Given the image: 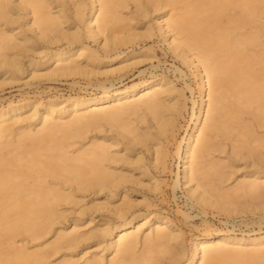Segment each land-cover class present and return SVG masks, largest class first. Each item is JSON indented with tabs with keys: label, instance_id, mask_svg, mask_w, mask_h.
I'll return each instance as SVG.
<instances>
[{
	"label": "bare ground",
	"instance_id": "obj_1",
	"mask_svg": "<svg viewBox=\"0 0 264 264\" xmlns=\"http://www.w3.org/2000/svg\"><path fill=\"white\" fill-rule=\"evenodd\" d=\"M129 1L0 0L1 73L14 79L22 71L19 57L24 44L31 41L28 31L51 43L66 40L68 45L48 51L43 59H29L32 77L42 76L38 71L41 67L48 69L43 74L46 76L83 73L81 60L101 62L97 52L87 45H75L81 42L84 32L95 40L105 35L103 47L117 52L127 37L136 38L135 33L127 37L116 35L121 31L118 28L126 27L123 22L133 17H125L122 12ZM146 2L154 5V21L164 42L193 65L200 79V104L194 114V126L175 151L182 162V177L189 185L188 195L225 209H229L233 199L242 197L248 202L258 199V206L264 202V168L254 169L225 190L228 165L224 159L208 155L214 146L222 145L223 137H231L234 128L240 131L238 140L245 142L250 137L258 142L256 147H248L249 155L254 157L259 147L264 148L261 136H255L251 123L243 117L245 113L252 114L260 127L264 126V23L257 21L261 26L248 28L264 13V0L183 1L187 9L182 6L184 12L179 14L163 8L181 0ZM147 3H138L144 16L149 14ZM146 27L148 36L155 34L154 26ZM31 44L38 49L35 41ZM257 46L263 49L258 51ZM133 54L134 50L127 56ZM129 64L104 72H120ZM98 86L102 89L99 95L73 97L58 109H53L57 100H48L44 110L31 117L23 116L28 102H9L0 108V245L16 242L20 235L32 240L50 233L55 236L54 241L36 250L20 246L7 253L1 251L0 264H50L52 253L78 246L92 237L98 242L111 238L103 249L112 254L109 258L105 254L88 257L87 252L75 257L73 249H69L55 264H165L159 254L169 252H173L169 264H264V233L244 236L221 230L196 236L188 253L181 229L170 218L145 215L143 222L139 215L129 218L126 214L133 204L128 199L124 201L126 206L116 208L123 218L116 226L105 223L97 232L86 234L80 231L81 218L70 227L64 225L60 207L74 201L78 190L94 188V192L107 190L113 197L122 193L129 196L128 183L137 178L133 172L150 176L141 165V154L131 159L128 154L120 155L122 150L132 152L142 144L150 150L156 167L168 166L169 154L161 149L160 139L175 129L172 82L155 78L118 90H111L112 84ZM35 117L36 123L31 121ZM37 122L40 126L33 129ZM93 130L94 134L87 135ZM219 136L223 137L217 140ZM149 139L154 143L152 150ZM232 147L235 149L236 145ZM67 181L73 183L69 191L67 184L64 186ZM178 185L179 176L174 188ZM99 208L96 206V210ZM95 220L87 219L90 223Z\"/></svg>",
	"mask_w": 264,
	"mask_h": 264
},
{
	"label": "rangeland",
	"instance_id": "obj_2",
	"mask_svg": "<svg viewBox=\"0 0 264 264\" xmlns=\"http://www.w3.org/2000/svg\"><path fill=\"white\" fill-rule=\"evenodd\" d=\"M146 1L147 0H144L145 3H147ZM183 1L186 2L187 0H181V2L176 3V5H169V7L167 6L163 8V10L173 11V14L182 13L184 9L182 6L185 7V2ZM189 1L193 0H188L187 2ZM138 3L139 0H130L128 7H125L126 9L122 11L125 17H133H131V20L128 18V21L123 22L124 25L126 24V27L123 29L118 28V30L121 31L116 35L120 36L121 34V36L126 35L127 37L128 34L135 33L136 38H134V36L132 37L133 39L127 37V42L126 44L123 43V46L120 47V52L103 47L105 35H100L99 38L95 40L87 33H83L81 42H77L75 45L79 46L81 43L87 45L97 52L99 60H101V62L96 61L92 63L81 60L80 63L85 70L83 73H77L71 76H46L43 74H45L48 69L46 67H41L38 71L42 76L32 77L33 68L29 59H43L46 57L45 55L48 51L58 47L68 48V45L66 40H59L57 42L52 41L51 43V41L46 38L42 39L35 36L31 31H28L29 36H31V41L25 43V47L23 45L24 49L19 57L22 71L17 73L14 79H7L6 77L8 74L4 75L0 71V108L3 106L6 107L9 102L13 104L28 102L29 105L27 106L26 113L23 115L25 117H31L34 112L43 111L44 105L48 100H57L53 109H58L73 97L99 95L102 92V89L98 86L100 83H105L107 87H110L112 84L111 90H118L155 78H165L171 81L172 85L175 87L174 92L171 94V97H174L172 102H176V107L173 110L175 129L172 133L169 132L160 139L161 149L167 150L169 154L168 166L166 168L160 165L156 167L150 150L142 144L135 146L136 151L129 152L127 150H122L120 155L128 154L131 159H135L137 155L141 154L144 160L141 165L149 170L150 176L139 175L137 171L133 172L137 178L128 183V186L131 188L129 196L122 193L113 197L109 195L107 190L94 192V188H92L93 191L92 189L78 190L73 198L74 201L69 203L65 202L60 207L64 212V216L61 217L60 220L64 222L66 227H70L75 219L81 218L80 231L91 234L92 232H97L105 223H111L113 226L120 224L123 218L121 219V216L116 213V208L121 205L123 206V204L126 206L127 204L125 205V203L131 202L133 206L126 214L129 218L133 215H139V220L141 222H143L145 215H160L170 218L175 225L181 229L183 240L188 248V253H190L192 239L196 236L214 234L221 230L233 231L238 235L244 236L263 234L264 202L256 206L255 201H258V199L253 202H248L249 199L247 200V198H245V200L244 197L240 199L235 198L233 201L236 205L233 202V204L228 205L229 209H225L224 207L221 208L220 206H213L210 203L197 201L188 195L187 186L189 185L185 184V180L182 177V162H180L175 151L182 138L185 137L194 126L196 120L194 114L197 113L200 104V79L193 65L172 52L167 43L164 42L161 34L157 31V26L154 21V16L157 13H154V5L147 3L149 4V14L144 16L141 5L139 4L138 6ZM185 9L187 8L185 7ZM231 13L235 14V11ZM260 16V21L257 19L251 25H248L250 26L248 28H253L257 25L261 26L264 23V13ZM223 19H225V17ZM257 21L260 23L262 22L261 25L256 24L258 23ZM123 23L120 25L122 26ZM145 23L155 27V34L151 37L148 36ZM263 30L262 34H264ZM108 34L112 35L111 33ZM262 37H264V35ZM34 41L38 49L32 47L31 42L34 43ZM262 49L261 46H257L256 50L259 51ZM132 50L135 51V54L127 56ZM110 60L113 61L109 62ZM126 63H130L129 66L120 72H104L108 68H114ZM187 84L189 85L188 88L186 87ZM243 117L244 121L251 123L254 129H252V132L254 131L255 136H261L264 142V126L260 127L261 125L258 119L252 114L245 113ZM35 120L36 117L31 121ZM34 124L32 125L33 129L40 126L41 123L37 122L36 126ZM239 132V129L234 128L230 138L225 137L224 139L223 136H219L217 140L223 137L221 140L222 145L220 147L218 145L214 146L213 150L208 155L210 158L214 156L218 160L219 158L222 161L225 160L224 163L228 165L226 169L228 176L225 182H223L225 190L235 186L239 180L244 178V175L252 173L256 169H259V167L264 168V148L259 147L254 157L251 154L249 155L248 147H256L258 142L256 143V141L251 140L250 137H248V140L245 142L238 140ZM94 133L95 130L88 132L87 135H92ZM79 141H82V139ZM77 145L78 143L75 144V146ZM148 145V147L151 146L150 148L152 150V145L154 146V143L151 139L148 140ZM233 145H236L235 149H237V152L234 151L235 149H232ZM113 149L115 150L117 147ZM260 150H262L263 153ZM255 157L258 160H256ZM177 176H179V185L174 188V182ZM48 179L52 180V177L49 176ZM71 183L70 181L64 183V186L67 184L65 186L67 191L72 188L73 183ZM70 185L72 186L70 187ZM214 198L215 196H212L211 199ZM127 199L128 201L124 202ZM96 206L100 208L96 210ZM89 217H93L96 220L90 223L87 221ZM54 238L55 236L51 233L34 240L27 235H20L16 238V242L10 240L0 245V252L3 251L7 253L10 252V249L20 246L26 247L29 250H36L54 241ZM110 239V237L102 239L100 243L96 238L92 237V239L88 238L81 241L78 246L61 248L59 252H55V254L52 253L49 256V262L50 264L59 262L65 257V254L68 253L67 250L70 251L69 249H73L72 251L76 254L75 257H79L84 252H87L88 257H91L89 255L105 254V256L109 258L112 254L103 249ZM172 253L173 252L163 253L164 255L162 253L159 254V256L163 257H160L161 260H165L163 263L169 264Z\"/></svg>",
	"mask_w": 264,
	"mask_h": 264
}]
</instances>
